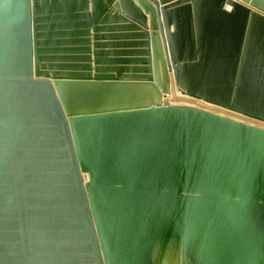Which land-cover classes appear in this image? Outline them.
I'll return each instance as SVG.
<instances>
[{"label": "water", "instance_id": "95a60500", "mask_svg": "<svg viewBox=\"0 0 264 264\" xmlns=\"http://www.w3.org/2000/svg\"><path fill=\"white\" fill-rule=\"evenodd\" d=\"M0 264H264V0H0Z\"/></svg>", "mask_w": 264, "mask_h": 264}, {"label": "crops", "instance_id": "0c3cea01", "mask_svg": "<svg viewBox=\"0 0 264 264\" xmlns=\"http://www.w3.org/2000/svg\"><path fill=\"white\" fill-rule=\"evenodd\" d=\"M227 8H229V7H227Z\"/></svg>", "mask_w": 264, "mask_h": 264}]
</instances>
